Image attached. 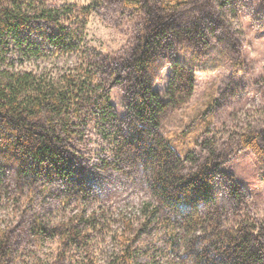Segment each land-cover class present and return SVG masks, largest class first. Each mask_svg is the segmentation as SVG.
Segmentation results:
<instances>
[{"label": "trees", "instance_id": "obj_1", "mask_svg": "<svg viewBox=\"0 0 264 264\" xmlns=\"http://www.w3.org/2000/svg\"><path fill=\"white\" fill-rule=\"evenodd\" d=\"M115 1L132 11L139 35L128 50L111 56L87 44L95 5L0 0V203L15 206L14 194L46 192L55 194L64 209L73 203L81 207L59 223L44 221L30 208L17 217V224L0 223V264H95L91 230L97 220L88 214L91 202L86 201L96 189L84 180L89 173L76 153L91 129L111 141L107 158L99 160L119 172L142 163L158 202L143 209L147 221L142 228L126 223L120 247L107 264H141L144 259L158 264L157 252L139 248L143 227L157 217L167 231L168 256L183 264H264V226L249 213L236 177L215 161L213 140L203 142V156L188 152L180 157L159 133L164 117L193 95L194 70L188 65L206 63L225 41L226 13L239 12L235 0ZM204 18L212 27L201 26ZM186 51L192 53L190 60H175ZM63 57L76 61L56 77L20 69L26 62ZM157 61L173 63L164 96L152 89ZM236 65L239 71L244 67L241 59ZM121 84L131 97L124 100V117L111 102L112 89ZM238 136L241 149L255 156L264 177V130ZM219 177L228 181L233 213L224 211L217 189H212ZM179 214L182 220L174 218ZM53 244L55 255L43 258L42 250Z\"/></svg>", "mask_w": 264, "mask_h": 264}, {"label": "rangeland", "instance_id": "obj_2", "mask_svg": "<svg viewBox=\"0 0 264 264\" xmlns=\"http://www.w3.org/2000/svg\"><path fill=\"white\" fill-rule=\"evenodd\" d=\"M48 1L57 5H95L98 10L89 19L86 40L88 46L104 55L121 54L136 43L135 39L139 34L135 16L115 0ZM234 3L239 10L237 14L225 10V41L209 53L206 63L188 65L189 69L194 70L193 95L185 105L177 107L164 117L159 133L169 141L180 157H185L188 152H198V155L203 156V142L213 140L217 154L215 161L220 162L221 170L236 177L248 198L244 202L249 213L259 225L264 226V177L260 175L261 167L250 151L241 149L238 141L241 132L264 130V0H235ZM201 23L202 27H212L213 24L207 18ZM191 57L192 53L186 51L177 55L175 60L185 62L184 59L190 60ZM240 59L244 67L239 71L236 62ZM75 61L76 57L51 58L26 62L20 69L56 77ZM173 62L176 63L174 59ZM157 66L158 79L153 83L152 89L164 96L172 76L173 63H163L162 66L157 61L154 68ZM130 98L126 85H117L112 89L111 102L119 117L126 115L124 100ZM207 111L209 113L205 116ZM122 125L128 129L125 122ZM142 137L147 139L145 134ZM110 144L111 141H105L100 132L91 129L76 150L77 154L83 156L85 171L89 173L84 180L96 189L95 196L86 201L91 202L88 214L94 213L97 220L95 228L91 230L95 264H107L112 254L118 251L127 222L134 224L133 228L136 230L142 228L147 221L143 209L148 204H158L150 187L151 177L142 170V163L135 170L125 165L124 171L119 172L99 160L107 158ZM139 161L142 160L139 158ZM213 186L212 189H217L219 203L225 208L224 211L227 214L233 213L232 205L228 206L231 195L226 177H219ZM47 195L46 192L35 196L25 192L14 194L17 205H12V201L7 204L6 200L0 203V223L4 226L15 221L14 225L17 224V217L27 214L29 208L40 214L44 221L51 219L58 223L67 214L73 215L81 211L80 205L73 203L69 208L73 212L71 213L69 209L63 208L55 194H51L53 197ZM169 207L177 210L176 205L171 204ZM161 215L164 219L167 211H161ZM174 216L177 220H182L181 214ZM223 217L225 218L224 213ZM155 219L150 227H143V243L139 248L149 246L157 252L158 264L185 263L168 256L167 231L161 226L162 222L157 221L160 217ZM56 246L53 244L43 249V258L50 253L55 255ZM141 264H148V260H141Z\"/></svg>", "mask_w": 264, "mask_h": 264}]
</instances>
